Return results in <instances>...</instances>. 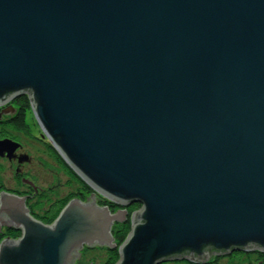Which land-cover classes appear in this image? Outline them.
<instances>
[{
	"label": "water",
	"instance_id": "water-1",
	"mask_svg": "<svg viewBox=\"0 0 264 264\" xmlns=\"http://www.w3.org/2000/svg\"><path fill=\"white\" fill-rule=\"evenodd\" d=\"M24 95L75 176L140 205L115 264L264 252V0H0V106ZM22 182L32 196L0 192V229L21 232L0 264L116 248L125 210L72 197L45 225Z\"/></svg>",
	"mask_w": 264,
	"mask_h": 264
},
{
	"label": "rangeland",
	"instance_id": "rangeland-1",
	"mask_svg": "<svg viewBox=\"0 0 264 264\" xmlns=\"http://www.w3.org/2000/svg\"><path fill=\"white\" fill-rule=\"evenodd\" d=\"M24 96L27 97V95ZM1 117L4 118L3 116H0V121H1ZM25 124L28 128L30 135L29 136L19 135V137H17L18 143L22 145V149H20L17 153L29 155L31 160L29 163L23 164L21 167H19L17 166L18 164L16 162L8 161L6 158H0V190L1 191L5 190L6 192L13 193L17 189H20L19 186L13 184V180H12L13 174L15 173V169H17L16 167H19L20 171L22 172V175L30 179L32 184L38 188L43 189L46 187H52V189H54V191H56V193L59 194L60 196H65V194L74 191L75 188L79 186V184L74 181L69 182L68 177L63 172L58 170V167L55 165L53 159L50 158L47 155V153H45L46 151L44 149L43 141L47 143L46 141L47 139H45L42 136V132L39 126L37 125V123H35L33 117L28 115V117H26ZM96 204L100 207L105 206L103 203L100 204L97 201ZM107 208L111 211V214H115L118 210H126V208L119 207L112 202H110L109 206L107 204ZM116 226L117 224L113 225L112 230H114ZM5 230L4 229L2 231L0 230L1 231L0 240L6 237V233H4ZM17 232L19 233L18 238H20L21 232L20 231ZM115 246L117 247V253H118L119 246H117L116 242H115ZM232 253L233 252H231L229 255L234 256L232 255ZM251 254L252 252L249 253L250 259H248L247 254L242 255V253L239 252L238 256L241 255V257H239L238 260L236 259L231 260L229 259L231 257L225 258L223 255L215 256L216 258L215 260L218 261L219 264H249L247 263L249 260H252L251 264L256 263L254 261L256 259L255 255H251ZM106 259H107L106 251L101 249H94L89 251H83V253L81 252L80 257L74 264H102L103 262H105Z\"/></svg>",
	"mask_w": 264,
	"mask_h": 264
},
{
	"label": "bare ground",
	"instance_id": "bare-ground-1",
	"mask_svg": "<svg viewBox=\"0 0 264 264\" xmlns=\"http://www.w3.org/2000/svg\"><path fill=\"white\" fill-rule=\"evenodd\" d=\"M14 100H11V101L7 102L6 104L0 106V116H3L4 117V118L1 117V120L2 119H3V121L10 120V117H12V115L17 111V106L14 105V103H13ZM28 115H30L31 117H33V119L35 120V123H37L36 122V118L34 116V113L32 112V109H31L30 101H29V112H27V114L25 115L24 120H23V123H26V117H28ZM1 122H0V135L1 136L3 135V136L0 137V141H10V142H12L13 144H15L18 147L11 154L12 157L10 159L16 160L20 165L29 163L30 160H31L29 155L18 154L16 152L21 147V144L18 143V140H17V137H19L18 132H20V130L19 129H9L10 132H6L3 129V127L1 126V124H2ZM44 149L46 151V147L45 146H44ZM46 153L48 154V156L50 158L53 159V161L55 162V165L58 167V170H60L61 172H63L68 177V181L71 182L72 181L71 177L68 176L65 173L64 169L61 167V165L58 163V161L55 158H53L52 155L49 154L47 151H46ZM4 155H5V157H7L8 156V153L7 152H4ZM59 158H60V156H59ZM60 160L63 162V160L61 158H60ZM81 183H82L81 185L78 183L79 186H77V188H75L74 191H71V192L65 194V196H60L59 194H57L56 191H54V189H52V187H46V188H43V189H41V188L38 189V187L34 186L35 189H36V195L33 196L32 198H25L24 205L27 207L30 216L35 217L38 220H40V217H42V214L44 212H46L51 207V204L52 203H55L57 200L58 201L59 200H64L65 201L67 199L69 200L70 198L75 197V198L80 199L81 201H85L86 200V197H89L92 194V195H94L96 197L95 202L97 201V202L101 203L102 200H105L106 201V204H104L105 205L104 207H107V203L110 204L109 200H107L105 197H103V196L95 193V191H93L83 181H81ZM18 184H20V183H18ZM21 184H27V183H23L22 182ZM30 187L31 188H29V189H33V187L31 185H30ZM55 190H56V188H55ZM18 191H19V189H17L15 191V194L28 195V196H32L33 195V190L25 191V194L24 193L23 194L22 193H18ZM0 192H1V190H0ZM12 194H14V193H12ZM80 195H84L83 200L80 197ZM68 200L66 201V203L68 202ZM125 212H126V210H125ZM126 214H127V212H126ZM119 225H121V224H117V226H119ZM112 229H113V227L111 228V233H112V236H113V230ZM4 233H6V230L4 231ZM4 233H3V235H4ZM113 240L115 242L114 236H113ZM94 249H101V250L106 251V253L109 251L104 246H102V247L95 246L92 249L83 247L82 250L80 251V253L81 252L83 253V251H89V250H94ZM114 250H117V247ZM241 253H242V255H246L247 254L248 255V259H250L249 253H251V252H241ZM251 255H255V257H256V259L254 260L256 263H254V264H257L258 262H261V264L264 263V252L263 251L253 248V251H252V254ZM215 256H217V255H214L213 257H211L210 259H207L205 261H195V260L190 259V258H185V259H189V260H187V261H185V260H181V261H170V262H165V263H162V264H219L218 261L215 260L216 259ZM223 256L225 258L231 257V255H229V254H225ZM239 257H241V255L240 256H236V258L235 257H231L229 259H231V260H235V259L238 260ZM251 262H252V260H249L247 263L251 264Z\"/></svg>",
	"mask_w": 264,
	"mask_h": 264
},
{
	"label": "trees",
	"instance_id": "trees-1",
	"mask_svg": "<svg viewBox=\"0 0 264 264\" xmlns=\"http://www.w3.org/2000/svg\"><path fill=\"white\" fill-rule=\"evenodd\" d=\"M13 103H14V105L17 106V111L12 115V117H10V120L3 121V119H2L1 120L2 121L1 126L3 127V129L6 132H10L9 129H19L20 131L25 130V133H26L27 132L26 130H28V128H27L26 124L23 123V120H24V117L27 114V112H29V100L26 96H22L20 98L15 99L13 101ZM2 136L0 135V137H2ZM44 146L46 147V151L49 154H51L52 157L58 161V163L64 169L65 173L71 177L72 181L79 183L81 185L82 183H81L80 179L77 176H75L73 174V172L60 160V158L57 155V153L55 152V150L48 143H44ZM80 197L83 200L84 195H80ZM67 200H65V201L64 200H59V201L57 200L55 203H52L51 207L46 212H44L42 214V217H40V222H42L45 225L51 224L57 218V216L59 215L61 209L64 207ZM102 203L106 204V201L102 200ZM102 203H100V204H102ZM109 205L110 204H108V206ZM139 208H140V205H138V204H133V205L129 206L128 208H126V212L128 214L126 222L124 224L116 226L115 229L113 230V236H114L115 242L117 243L118 246L120 244H122V242L125 240L128 233L130 232V216L135 211H137ZM5 229H6V237L11 238V239L18 238L19 233L17 231H15L14 229H8L6 227H5ZM238 253L239 252L234 251L232 253V255L238 256ZM117 260H118L117 250L108 251L107 252V259L102 264H115L117 262Z\"/></svg>",
	"mask_w": 264,
	"mask_h": 264
},
{
	"label": "flooded vegetation",
	"instance_id": "flooded-vegetation-1",
	"mask_svg": "<svg viewBox=\"0 0 264 264\" xmlns=\"http://www.w3.org/2000/svg\"><path fill=\"white\" fill-rule=\"evenodd\" d=\"M1 122V121H0ZM2 123V122H1ZM27 132L25 133V130L24 131H20V132H18V134L19 135H24V136H29L30 135V133H29V131L28 130H26ZM43 141V140H42ZM43 143H45L44 141H43ZM20 149H22V145H21V147L16 151V152H18ZM46 153V152H45ZM48 155V154H47ZM0 158H6L8 161H11V162H16L18 165L17 166H19V167H21L22 165H20L16 160H14V159H9V158H7V157H0ZM19 167H16L17 169H15V173L13 174V177H12V180H13V184H16L17 186H19V191H18V193H24L25 194V191H28V190H33V189H29V188H31L30 187V185H29V183H27V184H21L22 183V179H24L25 178V181H28V182H30V183H32L31 181H30V179H28L27 177H24V175H22V172L20 171V168ZM24 181V180H23ZM18 183H20V184H18ZM39 189V188H38ZM14 194H15V191L13 192ZM5 230V227H1V231L2 230ZM0 231V232H1ZM231 257H234V256H231ZM236 257V256H235Z\"/></svg>",
	"mask_w": 264,
	"mask_h": 264
}]
</instances>
